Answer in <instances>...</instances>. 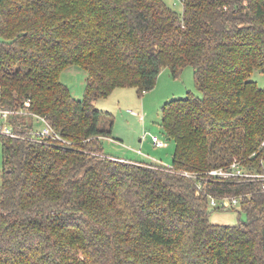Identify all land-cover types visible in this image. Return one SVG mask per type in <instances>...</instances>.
Masks as SVG:
<instances>
[{
    "label": "trees",
    "instance_id": "obj_1",
    "mask_svg": "<svg viewBox=\"0 0 264 264\" xmlns=\"http://www.w3.org/2000/svg\"><path fill=\"white\" fill-rule=\"evenodd\" d=\"M181 2L0 0V107L24 111L0 135V264H264L260 182L207 181L246 216L215 223L182 172L262 170L264 86L250 74L264 70V0ZM71 65L86 71L82 98L60 78ZM187 65L201 94L160 107L171 164L108 154L95 100ZM33 114L62 140L36 133Z\"/></svg>",
    "mask_w": 264,
    "mask_h": 264
},
{
    "label": "rangeland",
    "instance_id": "obj_2",
    "mask_svg": "<svg viewBox=\"0 0 264 264\" xmlns=\"http://www.w3.org/2000/svg\"><path fill=\"white\" fill-rule=\"evenodd\" d=\"M163 1L177 12H182L181 0ZM60 78L67 84L74 97H83L86 71L82 67L67 66L62 70ZM250 78L256 80L259 86H264V70H253ZM188 91L196 95L201 94L194 82L193 68L190 65L185 66L176 77H172L168 69L163 68L157 76L155 86L142 94L135 86H120L107 95L97 98L95 105L104 112L99 125L108 127L110 136L114 138L101 140L104 150L108 154L126 159L141 160L144 157V160L151 161L154 157L164 164H170L174 141L167 138L160 123V107L165 101L183 96ZM44 126L43 122L34 119L35 129H41ZM150 133L157 134L164 140L165 145L156 147L151 141ZM137 149H140L141 153L137 152ZM1 164L0 140V177ZM245 217V213H238L236 208L220 209L210 206L209 219L215 223L233 224Z\"/></svg>",
    "mask_w": 264,
    "mask_h": 264
},
{
    "label": "built area",
    "instance_id": "obj_3",
    "mask_svg": "<svg viewBox=\"0 0 264 264\" xmlns=\"http://www.w3.org/2000/svg\"><path fill=\"white\" fill-rule=\"evenodd\" d=\"M22 112H24L22 109L0 107V135H16V132L13 130V127L10 123V118L11 116L20 114ZM33 117L40 119L45 124V126L42 129L37 130L36 133H38L40 136L48 135L62 140V138L52 130L43 117L35 114H33ZM150 138L156 147H163L165 145L164 140L161 139L157 134L150 133ZM260 165L262 170H258L254 164H245V162L241 160L233 159L226 166L212 167L204 172H191L186 170L182 172L184 175L196 179L197 192L207 193L209 205L211 207L224 209L238 204L239 197L234 195H213L207 190V181H256L260 182V186L264 190L263 158L260 160Z\"/></svg>",
    "mask_w": 264,
    "mask_h": 264
},
{
    "label": "crops",
    "instance_id": "obj_4",
    "mask_svg": "<svg viewBox=\"0 0 264 264\" xmlns=\"http://www.w3.org/2000/svg\"><path fill=\"white\" fill-rule=\"evenodd\" d=\"M161 76V75H160ZM159 76V77H160ZM159 79V78H158ZM158 81V80H157ZM64 82V81H63ZM95 104V103H94ZM105 138H109L110 140L111 139H114V138H112L111 136H102V140H105ZM137 152H140L141 153V151H140V149H137L136 150ZM119 158H123V157H119ZM144 158V157H143ZM141 159V160H138V159H132V160H137V161H148V160H144V159ZM149 162H152V163H158V164H163V165H170V164H164V163H162L160 160H158V159H156V158H154L153 157V159L151 160V161H149Z\"/></svg>",
    "mask_w": 264,
    "mask_h": 264
},
{
    "label": "water",
    "instance_id": "obj_5",
    "mask_svg": "<svg viewBox=\"0 0 264 264\" xmlns=\"http://www.w3.org/2000/svg\"><path fill=\"white\" fill-rule=\"evenodd\" d=\"M167 138H169V137H167Z\"/></svg>",
    "mask_w": 264,
    "mask_h": 264
}]
</instances>
